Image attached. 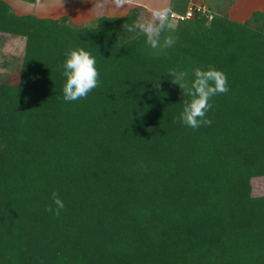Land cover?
Segmentation results:
<instances>
[{
  "label": "trees",
  "instance_id": "trees-1",
  "mask_svg": "<svg viewBox=\"0 0 264 264\" xmlns=\"http://www.w3.org/2000/svg\"><path fill=\"white\" fill-rule=\"evenodd\" d=\"M139 8L72 25L0 0V31L25 37L20 81H0V264H264V195L250 194L264 175V14L236 29L195 12L158 54L121 36ZM77 48L99 84L66 102ZM210 65L229 87L209 101L211 125L174 123L190 97L169 71L190 86ZM31 127L41 140L26 148Z\"/></svg>",
  "mask_w": 264,
  "mask_h": 264
},
{
  "label": "clouds",
  "instance_id": "clouds-1",
  "mask_svg": "<svg viewBox=\"0 0 264 264\" xmlns=\"http://www.w3.org/2000/svg\"><path fill=\"white\" fill-rule=\"evenodd\" d=\"M131 3L133 0H115L117 7ZM174 16L168 0H163L160 6L150 8L148 15H142L131 25L124 24L123 28L128 32L143 34L146 37V42L153 49L167 48L173 46L175 40L171 36H167L163 38V43H161L162 34L174 27ZM62 67L66 77L63 88V98L66 102L86 98L89 92L98 87L99 71L96 68V59L89 51L83 48L71 50L66 55ZM169 74L173 77L171 81L179 85L185 96L190 97V99L182 101L184 104L183 111L178 120L173 122H182L193 129L210 126L212 121L206 118V113L211 108L209 101L214 96L229 91L226 74L211 65L207 69L196 68L190 86L186 83V72L170 70ZM52 201L56 207L53 209L49 206L47 211L59 215L65 205L58 192L52 193Z\"/></svg>",
  "mask_w": 264,
  "mask_h": 264
},
{
  "label": "rangeland",
  "instance_id": "rangeland-1",
  "mask_svg": "<svg viewBox=\"0 0 264 264\" xmlns=\"http://www.w3.org/2000/svg\"><path fill=\"white\" fill-rule=\"evenodd\" d=\"M4 1L10 4L14 12L18 15H22V16L33 15L38 18H52V19L66 15L69 17V22L72 25H92L95 23V20L101 15L125 16L128 13H131L136 7H140L138 18H140L142 15L146 16L149 14V12L146 9L135 3L127 4L119 8L113 6V4H110V7L109 5L105 7L107 0H86V2H88L87 4L90 5L92 4L91 12L89 14L80 13L79 9H77V7L81 5L79 2L85 0H71L70 3H68L69 9L62 8L63 6L67 5L66 3L63 2V0H47V2L49 3L48 9H50L49 12L47 13L43 11V8L47 7V2H45L46 0H4ZM203 5H205L206 9H208L207 4H203ZM196 6L198 5H193V7ZM215 17L217 18V20H222L225 24L233 26L236 29H241L244 27L242 25V22L227 20V18L225 19L223 18V16L217 14ZM193 24L196 26V23H191V22L179 23L175 21L174 27L170 30H166L162 34L161 43H163V38L167 36H171L174 40H176L181 30L189 28L191 26L194 27ZM205 24L208 25L209 23L206 21ZM210 32L211 30H208V28L204 29L205 34ZM121 36L125 38L128 37L130 38L135 35L133 32L122 31ZM149 47L152 52L158 54L165 53L170 48V47L167 48L159 47L153 49L150 45ZM24 52H25V37L15 33L9 34L0 31V81L13 85L18 84V82L20 81V73H21L20 64L22 62ZM21 139H22V143H24L22 145L26 144L27 146L37 145V143L41 140L37 131L33 127L25 131L21 136ZM21 152L22 155L25 156L23 150ZM250 194L252 196L264 195V175L254 176L251 178Z\"/></svg>",
  "mask_w": 264,
  "mask_h": 264
},
{
  "label": "crops",
  "instance_id": "crops-1",
  "mask_svg": "<svg viewBox=\"0 0 264 264\" xmlns=\"http://www.w3.org/2000/svg\"><path fill=\"white\" fill-rule=\"evenodd\" d=\"M70 1L71 0H63V2L67 5L62 8L69 9L68 3H70ZM45 2H47V0ZM107 2L105 7L108 5L110 7V4L116 6L115 0H107ZM168 2L172 10L176 12H184L193 5L207 4L208 11L210 13L221 15L223 18H227V20L237 22H244L245 20L251 18L255 12L264 14V0H168ZM79 3L81 5L78 6L77 9H79L80 13L89 14L91 12L92 4H87L88 2H86V0L80 1ZM133 3L138 4L149 12L150 8L160 6L163 3V0H133ZM48 7L49 3L47 2V7L43 8L45 13L49 12L50 9H48Z\"/></svg>",
  "mask_w": 264,
  "mask_h": 264
},
{
  "label": "built area",
  "instance_id": "built-area-1",
  "mask_svg": "<svg viewBox=\"0 0 264 264\" xmlns=\"http://www.w3.org/2000/svg\"><path fill=\"white\" fill-rule=\"evenodd\" d=\"M195 12H198L200 14H204V13H207L208 12V9H206L205 5H198L196 7L190 6L184 12H176V11H173V13L175 14L174 21L184 20V19L191 18V17H193V15H194Z\"/></svg>",
  "mask_w": 264,
  "mask_h": 264
}]
</instances>
